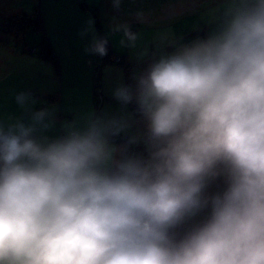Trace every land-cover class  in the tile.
Returning a JSON list of instances; mask_svg holds the SVG:
<instances>
[{
  "label": "clouds",
  "instance_id": "obj_1",
  "mask_svg": "<svg viewBox=\"0 0 264 264\" xmlns=\"http://www.w3.org/2000/svg\"><path fill=\"white\" fill-rule=\"evenodd\" d=\"M106 44L87 50L104 56ZM114 97L147 121L148 159H115L123 118L50 141L34 138L53 126L46 109L0 124V264H264V0H224L207 39L161 55ZM221 170L228 186L209 218L177 240Z\"/></svg>",
  "mask_w": 264,
  "mask_h": 264
},
{
  "label": "rangeland",
  "instance_id": "obj_2",
  "mask_svg": "<svg viewBox=\"0 0 264 264\" xmlns=\"http://www.w3.org/2000/svg\"><path fill=\"white\" fill-rule=\"evenodd\" d=\"M75 1L76 5L72 3V0H0V98L2 90L14 91L19 87L21 72L31 74L26 67V62L18 61V59L19 57L29 58L24 52L26 47L40 49L37 45L42 38L39 30L34 32L32 29L27 30L25 38H18L12 30L13 16L23 13L31 15L39 9L46 26L54 29L56 35L63 32L66 40L71 42L72 59L69 60L67 56L58 57L55 53L59 62L58 67L52 63L53 73L45 72L38 77L42 87L52 86L54 80L60 78V72H71L74 69L82 71L86 81L89 73L84 60L89 62L97 58L87 49H90L95 40H99L100 35L109 38L112 42L113 54L126 55V62L123 64L118 63L117 58L115 60L113 58L106 64V80L109 91L114 95L119 84L126 86L128 75L131 81H136V77L141 74L142 65L153 63L163 54H171L180 44L207 39L219 27L224 11V0H120L119 7L115 6V0ZM80 1H84L89 8L84 10L82 6H77ZM52 8L55 18L50 11ZM119 25H127L132 33L138 35L134 47L130 46L123 29L116 30ZM122 40L124 44L121 43ZM92 66L96 67V64ZM91 70L94 75L96 69ZM5 76L8 78L2 81ZM119 103L114 97L109 107L104 108L98 117L105 120L113 117L129 118L128 133L131 137H137L138 142L126 145H115L110 142L118 149L115 159L131 156L146 160L149 158V149L137 131V122L132 113L120 115L119 108H116ZM124 106L129 109L128 104ZM9 108L17 111L14 106ZM0 124H2L1 121ZM227 186L225 174H219L207 181L204 197L209 199L208 205L172 230L177 240L209 218L211 197L222 195Z\"/></svg>",
  "mask_w": 264,
  "mask_h": 264
},
{
  "label": "crops",
  "instance_id": "obj_3",
  "mask_svg": "<svg viewBox=\"0 0 264 264\" xmlns=\"http://www.w3.org/2000/svg\"><path fill=\"white\" fill-rule=\"evenodd\" d=\"M83 2L80 1L77 6H82ZM72 3L76 5L75 0H72ZM82 8L86 10L89 7L84 8L82 6ZM50 11L54 17L53 8ZM42 19L44 30L56 48V55L58 57L67 56L71 60L73 56L71 42L66 40L63 32L56 35L55 30L47 27L43 17ZM27 57H29L25 58L27 60L21 59L26 62V67L31 74L21 72V83L14 91L2 90L0 121L5 129H7L8 125L17 121H22L25 124L31 123L34 112L46 109L52 114L53 126L47 131L38 130L34 133V138L38 140L47 138L50 141L66 135V125L84 128L89 118L98 117V114L104 108L109 107L114 100V95L109 91V85L106 80L107 63H100L98 57L91 59L89 62L84 60L89 73L86 81L84 76H82V71L74 69L71 72H60V78L54 80V84L50 87H42L40 82H38V77L44 75L45 72L53 73V62L41 59L38 56L27 55ZM93 64H96V67L92 66ZM93 68L96 69L94 75L91 70ZM8 76L3 77L2 81H5ZM121 85L122 83L118 87ZM20 93L30 94L31 96V101L24 107H21L16 101V96ZM51 95H57L54 98L55 101H51ZM9 106H14L17 111L9 108ZM116 108H119L120 115L131 114L130 108L128 109L127 106L121 103ZM107 110L109 111V108ZM125 120L128 122L129 118ZM126 130L129 129L127 128Z\"/></svg>",
  "mask_w": 264,
  "mask_h": 264
},
{
  "label": "trees",
  "instance_id": "obj_4",
  "mask_svg": "<svg viewBox=\"0 0 264 264\" xmlns=\"http://www.w3.org/2000/svg\"><path fill=\"white\" fill-rule=\"evenodd\" d=\"M82 6L84 8L88 7L84 2L82 3ZM42 17H43L42 13L39 9H36L35 13H33L31 15L27 14V13H23V14H20L18 16H13L11 19V24L13 25V28L12 27L11 28H12L13 32L16 33L18 38H25L28 29H32L34 32L39 30L40 33H42V38L37 45V46H39L40 49L37 50L36 47H33V48L26 47L24 52L30 56L31 55L38 56L41 59L52 61L58 67V59H57V56L55 55V53H56L55 47L52 44V41L50 40V38L45 33V30L43 27ZM15 22H19V23H15ZM15 25L17 27H15ZM98 27L100 28L99 22H98ZM132 29H134V28H132ZM99 40H106L107 41V44H106L107 54L104 56H100L99 54H95V56L98 57V61L100 63H107L110 60H112L113 58H114V60L117 58L118 59L117 62L120 64H123L126 62V55L125 54L124 55L117 54L116 56H115V54H113L112 42L109 40V38L105 37L104 35H100ZM21 58L25 59L24 57H21ZM21 58L19 57L18 61H22ZM149 65L150 64H148V63L145 65H142L141 74L144 73L148 69ZM129 66H131V64H129ZM130 79L131 78L128 75L126 78V86H131L133 88V90H135L136 81H131ZM55 97H57V95H53V96L51 95L50 96L51 101H55V99H54ZM128 106L130 108V111H131L133 117L135 118V120L137 122V126H136L137 131L140 133V135L145 140L147 137V121L137 111L138 106H137L135 100H133L132 103H129ZM125 132H127V133H125ZM128 132H129L128 130H125L117 136L110 137L109 138L110 142L112 144H115V145H124V144L126 145V144H128L129 138L131 137V135ZM220 174L221 175L224 174L222 170H221Z\"/></svg>",
  "mask_w": 264,
  "mask_h": 264
}]
</instances>
